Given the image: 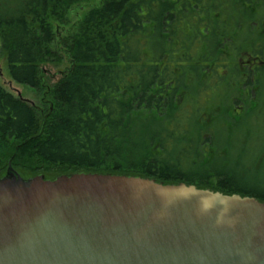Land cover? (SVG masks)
<instances>
[{
    "label": "trees",
    "instance_id": "obj_1",
    "mask_svg": "<svg viewBox=\"0 0 264 264\" xmlns=\"http://www.w3.org/2000/svg\"><path fill=\"white\" fill-rule=\"evenodd\" d=\"M86 1L0 0L8 74L40 98L32 105L0 76V178L11 161L24 178L125 174L264 201V184L243 181L232 127L208 121L223 78L191 66L219 62L218 46L264 0H100L58 39L54 23ZM64 60L51 78L45 67Z\"/></svg>",
    "mask_w": 264,
    "mask_h": 264
},
{
    "label": "water",
    "instance_id": "obj_2",
    "mask_svg": "<svg viewBox=\"0 0 264 264\" xmlns=\"http://www.w3.org/2000/svg\"><path fill=\"white\" fill-rule=\"evenodd\" d=\"M0 264H264V202L125 174L25 179L10 161Z\"/></svg>",
    "mask_w": 264,
    "mask_h": 264
},
{
    "label": "flooded vegetation",
    "instance_id": "obj_3",
    "mask_svg": "<svg viewBox=\"0 0 264 264\" xmlns=\"http://www.w3.org/2000/svg\"><path fill=\"white\" fill-rule=\"evenodd\" d=\"M255 11H259L256 4L252 9ZM238 29L218 46L213 57L218 56L219 62L191 64L193 69H201L207 75L213 76L216 72L214 79L223 78L214 94L208 92L214 98L216 95L215 105H212L216 110L211 109L213 115L208 116V121L210 125L232 127L233 134L243 126L250 127L253 118L264 120V9L250 25L246 22ZM212 64L215 65L211 68ZM205 102L211 103L207 99ZM248 137L247 134L244 143L233 140L235 149L250 143Z\"/></svg>",
    "mask_w": 264,
    "mask_h": 264
},
{
    "label": "rangeland",
    "instance_id": "obj_4",
    "mask_svg": "<svg viewBox=\"0 0 264 264\" xmlns=\"http://www.w3.org/2000/svg\"><path fill=\"white\" fill-rule=\"evenodd\" d=\"M100 0H88L86 2H82L79 5L72 6L65 15V21H58L55 22V27L59 29L58 33V39L62 38V36L65 34V32L69 29L72 30L74 27V23H77L81 20V18L89 11L91 4H98ZM56 29V28H55ZM0 66L2 68V75H1V81L4 84V86L12 91L13 93H16L14 89H19L22 91V95L29 99L30 101H33L34 104H38V101L40 98L37 96L35 91L33 89H30L28 86L24 85H18L14 81H11V78L8 74L7 65L5 63L4 57L0 53ZM66 67L65 60L59 64V65H49L45 67V70H47V74H50V77L53 79H56V76H59V74H56L57 72H60ZM12 82V84L10 83ZM244 128L237 129L234 133L233 140L235 142L244 143L246 142V136L249 135L248 141L250 143L245 144L244 146H238L236 149V152L239 151H245L246 157L244 158L243 162L246 163L249 170H247V175H244L245 182H252L256 184H264V120L259 119H252L250 127L247 128V126H243ZM248 131H251L248 132ZM222 134V132H219V134ZM234 145V142H232L230 150L232 149ZM236 146H234L235 148ZM235 152V155H236ZM242 153V152H241ZM235 156H233L234 158ZM241 168L237 167V176L239 175V170ZM28 177V176H27ZM249 180V181H248Z\"/></svg>",
    "mask_w": 264,
    "mask_h": 264
}]
</instances>
